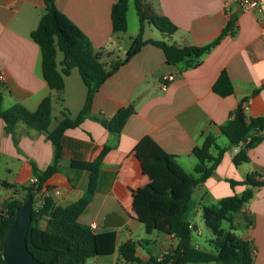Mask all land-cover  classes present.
<instances>
[{"label":"crops","instance_id":"obj_1","mask_svg":"<svg viewBox=\"0 0 264 264\" xmlns=\"http://www.w3.org/2000/svg\"><path fill=\"white\" fill-rule=\"evenodd\" d=\"M115 1L54 0V4L86 35L95 49L102 48L112 57L122 59L137 35L140 23L135 11L137 24L129 31L128 0L126 30L113 32L110 10ZM222 1L148 0L151 7L177 30L166 34L145 22L144 40L203 46L215 40L229 21L232 27L195 66L169 64L159 46L144 44L101 84L92 99L90 116L107 119L120 108L132 106L118 134L110 133L90 117L63 133L62 158L56 172L46 181L51 187L48 194L54 203L73 202L87 189L89 171L70 166V160H93L104 145H109L100 164L95 193L78 220L86 225L96 223L101 228L104 216L116 212L124 221L121 227H114V252L87 258L83 264H123L118 248L128 240L140 242L136 255L141 261L148 260L150 254L157 256L175 246L176 239L171 235L157 231L146 234L144 231L137 194L151 179L148 155L156 145L173 155L187 172H193L197 160L192 150L202 143L207 133L227 150L215 173L194 187L192 197L198 209L192 220L199 229L196 218H201V205L216 203L224 196L240 194L245 189L241 184L231 188L229 179L242 180L246 175H253L263 181L242 207L246 220L241 210L234 214L231 225L232 231L251 245L252 264H264V138L247 149V162L235 166L232 157L239 147H228L221 129L230 113L244 100L246 117L264 115V0H260L263 4L261 13L241 12L231 6L229 16ZM45 8V0H0V91L2 109L19 104L34 110L44 97L50 96L48 130H52L64 110L71 117L78 113L85 100L86 86L76 68L64 76L61 91L49 88L44 80L40 48L30 34L36 29ZM59 53L57 50L55 60L60 71L62 56ZM223 71L233 88L227 96L212 89ZM169 74L173 79L167 82L165 89L160 88L161 77ZM52 155V145L45 132L18 122L7 133L0 118V204L11 197L20 198L24 193L21 186L33 181V168L45 169ZM2 182L13 185L16 193L13 187ZM55 189L57 193H52Z\"/></svg>","mask_w":264,"mask_h":264},{"label":"trees","instance_id":"obj_2","mask_svg":"<svg viewBox=\"0 0 264 264\" xmlns=\"http://www.w3.org/2000/svg\"><path fill=\"white\" fill-rule=\"evenodd\" d=\"M133 4L140 23L139 31L132 39L124 58L119 59L102 48L95 49L86 35L56 8L54 0H45V12L30 37L40 48L42 76L49 88L61 91L64 87V76L71 69H77L86 86V95L82 107L74 117L64 110L57 125L48 130L51 117L50 96L44 97L34 110H28L19 104L2 109L0 91V118L4 121V130L10 133L21 122L28 128L45 132L53 149L51 162L45 169L33 168L36 181L21 186L23 197H11L0 204L1 237L14 218L16 208L29 194L33 197V203L36 196L41 200L37 210L33 207L31 209L26 244L28 250L42 264H83L87 258L112 254L116 247L114 228L92 230L89 225L78 220L95 193L100 164L110 149L109 145H104L93 160H70V166L89 171L87 189L77 200L64 205L55 204L48 194L51 187L46 183L56 172L62 158L61 137L67 129L78 127L84 119L90 117L110 133L117 135L126 114L132 109V106L120 108L109 119L90 116L93 96L101 84L147 43L159 46L169 64L198 65L201 56L214 47L232 27V22L229 21L215 40L203 46H178L165 40H144L142 34L145 22L152 23L166 34L174 33L177 27L165 16L157 13L148 0H133ZM127 9L128 0H116L112 4L110 18L113 32L126 30ZM57 50L62 53L60 71L56 67ZM212 89L221 96L232 93V83L226 72L220 73ZM244 102L245 100L230 113L228 120L221 126L222 133L228 140V147H239L232 157L235 166L247 162V149L264 138V115L246 117L243 111ZM225 150L227 147L218 145L214 136L205 134L202 143L192 150L197 159L194 170L187 172L173 155L153 145L148 155L151 179L138 192L137 203L143 216L145 233L157 231L171 235L176 239V244L160 260L150 254L148 260L141 261L136 255V247L140 242L128 240L118 248L123 264H169L172 260H175V264H252L251 245L232 231L231 223L234 214L241 212L244 204L253 196L254 188L263 181L255 179L253 175H246L242 180L229 179L231 188L241 184L245 189L240 194L224 196L216 203L199 207L201 219L210 236L200 237L201 233H196L197 227L192 220L198 209L192 197L193 189L215 173ZM2 183L13 187L16 193L17 189L13 185ZM224 222L229 226L225 227ZM0 264H5L1 256V246Z\"/></svg>","mask_w":264,"mask_h":264},{"label":"water","instance_id":"obj_3","mask_svg":"<svg viewBox=\"0 0 264 264\" xmlns=\"http://www.w3.org/2000/svg\"><path fill=\"white\" fill-rule=\"evenodd\" d=\"M33 197L29 194L15 210L14 218L4 229L0 237L1 256L5 264H42L28 250L26 236L31 223ZM242 216L246 220L243 209ZM124 221L116 212L107 213L101 223V229L121 227ZM169 264H175L172 260Z\"/></svg>","mask_w":264,"mask_h":264},{"label":"built area","instance_id":"obj_4","mask_svg":"<svg viewBox=\"0 0 264 264\" xmlns=\"http://www.w3.org/2000/svg\"><path fill=\"white\" fill-rule=\"evenodd\" d=\"M222 6L226 11L227 16H229L231 6L236 7L241 12H254L261 13L263 11V4L260 0H223ZM173 79V75H164L161 77L159 81V87L165 89L167 86V82ZM33 181H36V178H33ZM52 193H57V190H53ZM41 204V200L38 198L37 202L32 204V207L37 210ZM92 230H96L98 225L96 223H92L89 225ZM196 233L200 234L201 231L199 229L196 230ZM167 253L164 251L156 256L157 260H160L163 255Z\"/></svg>","mask_w":264,"mask_h":264},{"label":"rangeland","instance_id":"obj_5","mask_svg":"<svg viewBox=\"0 0 264 264\" xmlns=\"http://www.w3.org/2000/svg\"><path fill=\"white\" fill-rule=\"evenodd\" d=\"M128 20H129V29H130L129 31H132V28H134L136 26V24H137V21H136L137 19H136V14H135V10H134V7H133V3H132L131 0H129ZM59 54H60L59 56L61 57L62 53L60 52ZM23 194L21 195L20 198L23 197ZM194 194L196 195V193H194ZM37 200H38V197L36 196L35 203L37 202ZM196 222H197V226H198L199 230L201 231V234H202L201 237L210 236V233H209L208 229L205 227L202 219L198 217V218H196ZM227 224L228 223H226V222L223 223L224 226H227ZM152 249H153V247H152ZM189 264H192V263H189ZM200 264H215V263L209 262V263H200Z\"/></svg>","mask_w":264,"mask_h":264}]
</instances>
